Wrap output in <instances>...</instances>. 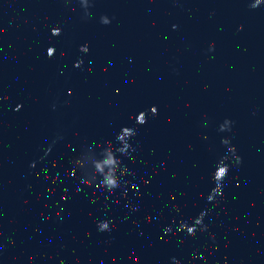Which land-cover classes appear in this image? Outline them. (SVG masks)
<instances>
[{"label": "water", "instance_id": "obj_1", "mask_svg": "<svg viewBox=\"0 0 264 264\" xmlns=\"http://www.w3.org/2000/svg\"><path fill=\"white\" fill-rule=\"evenodd\" d=\"M0 264H264V0H0Z\"/></svg>", "mask_w": 264, "mask_h": 264}, {"label": "clouds", "instance_id": "obj_2", "mask_svg": "<svg viewBox=\"0 0 264 264\" xmlns=\"http://www.w3.org/2000/svg\"><path fill=\"white\" fill-rule=\"evenodd\" d=\"M86 47H88L87 45H86ZM109 221H105V223H108ZM206 227V226H205Z\"/></svg>", "mask_w": 264, "mask_h": 264}]
</instances>
